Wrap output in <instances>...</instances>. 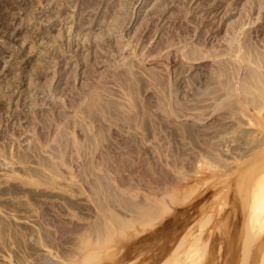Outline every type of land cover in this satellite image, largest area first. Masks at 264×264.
Masks as SVG:
<instances>
[{
	"label": "rangeland",
	"instance_id": "rangeland-1",
	"mask_svg": "<svg viewBox=\"0 0 264 264\" xmlns=\"http://www.w3.org/2000/svg\"><path fill=\"white\" fill-rule=\"evenodd\" d=\"M217 1H221V9L216 12H212V14H210L206 19H203L205 22L204 27H198L199 29H202V32L207 30L208 25L213 27L212 32H210V34H213L210 35V39L208 38V41L210 42L208 45L211 43H217V40L224 35L223 31H225L227 24L233 23L234 21H237L236 23L243 22V29L247 30L253 39H256L255 41L258 40V44H262L261 40L264 38V4L261 6L262 9H259L260 11L258 10V7L257 9H254V6L251 12L249 7L250 2L252 5L254 2L257 6L258 4L256 3H258L259 0H101L100 6L97 10H89L85 13L81 12L76 0H0V150H3V147L8 148V146H11L10 148L14 150L16 149L15 151L19 149L18 151L22 152L25 150L28 152V149L31 147L37 134H44V132L46 134L47 131L49 132L51 129L55 128L53 125L46 128L49 121L53 124L54 116H56L59 112H65L66 115L70 114L72 116L73 112L69 109V105L75 102L79 103L80 99L84 97V91L82 90L86 89L85 85L91 84L94 87L100 86L108 88L110 94L104 93L103 91L102 93L100 91L101 89H96V91L101 92L103 99L119 103L122 105L120 109L127 112L129 111V114L136 115L135 122L131 123L135 129H128L126 127L127 125L125 126L123 122L120 123V125H122L120 129H117V127L109 126V123L103 121L104 127H108V130H118L116 133L128 137L133 145L132 153L129 155H122V151H125L122 149L116 153V156H118H114L115 158H112L113 166H116L113 163L114 159H116L117 166L115 168L118 167L121 171L126 169L129 171L138 169V172L140 171L139 173L134 174L135 176H129L127 175V172L119 174V176L116 174L115 177H117L118 181L122 179L125 184L131 185L133 183L134 185L135 183H139L141 185L144 184L143 180H146L151 184L154 183L152 184V187H155L156 184L167 183L169 180H178V183L175 181L178 185L175 183L174 186H172L173 183L171 185L169 183H167L168 185L165 184L171 189L173 187L172 190L174 192L170 190V197H172V195L174 197L176 196L175 198L172 197L174 202L172 200L170 201L171 203L168 202L172 205H168L171 207L169 208L170 210H168L169 212L166 211L161 218L158 219V221L153 223L154 225L152 224L151 226L144 228L137 227L138 229H127L125 230L127 234L124 233L123 236L120 235V237L117 235L119 238H116L115 236L112 241L106 245V248L109 247L108 249L111 256H106L103 251L104 249H102L99 251V258L94 262L95 264H110L109 261L112 260L111 262H114L121 257L125 251L128 252V255L126 254L124 256L125 259H122V262H124L123 264H161L163 262L165 263L169 259L170 261L176 260L184 256V251H186L189 241L192 239L194 240L198 235L202 238L201 241L204 240V242L206 241L207 243V247L204 252L206 254L203 256V259H206H202L203 262L201 260L200 264H227V262H230L229 264H240V259H242V264L243 261L246 264L247 260L249 263L251 262L249 259L243 260V253H239V251L243 252L242 245L244 244L243 239L245 236L242 237V234H244L243 232H246V222L243 217L245 216L244 210L246 209L243 210V208H240L238 202L234 204L229 203V197L233 194L226 193L231 186H234L229 180H232V178L235 179V177H231V179L227 180V182L229 181L231 185H229V183L227 184V182H223L224 185L227 184L225 189L228 185L229 187L226 191H221L216 196L217 199H210L211 202L213 201V205H210L212 204L211 202H207L208 199H203L202 204H205L203 205V207H205L204 209L203 207H199L201 202L199 206H197L199 210H197L196 207L195 209L189 207L194 204V201L199 198V195L203 194L201 192L213 189L211 190L212 192L218 190L219 187V189L224 187L222 184H218L217 186H214L215 184H213V182H217L220 177H223L224 179V175L219 177V175L224 174V172L222 171L223 173H219L218 169L215 170L213 165L210 168V165L206 163L208 160L202 158V153L210 152L221 159H226L227 156H230L231 151L233 152V148L236 149L235 147H238L234 150L236 152L241 146H244L243 149L246 148L247 146L244 144L245 139L248 137L244 136L245 134L241 132V135L238 133V136L236 137L235 133L234 136L237 138H234L235 140L233 139L235 142H228L231 134L225 135L222 131H230V129L232 130V127H236V121L233 120V118L222 120L221 116H216L206 118V120L202 121L198 120L196 117L181 118L173 114H167L168 107L165 106V104L167 101L166 96H169L168 91L170 92V90L166 89V73H164L161 66L154 67L151 63H149L148 58L144 59V56L143 58L138 56L140 53L139 51H142L141 53H145L147 50L155 49L159 40L164 37L165 33L169 36L176 35L174 37L177 38L180 29L177 22L173 20L175 12H179L178 14L181 22H178V24H181L180 26L187 27L190 30L189 34L193 36L188 37L186 35V38H189V40L186 41L195 43V34L199 29L196 28L195 24L191 23H195V20H191L190 22V19L196 18V21L199 20L202 17L201 8H209ZM263 1L262 3H264ZM107 4H112L113 13L125 12L122 22L123 27H120L122 30L112 22L111 17L100 23V16L105 10ZM159 7L165 9L162 19H156V16L153 13L155 10L159 9ZM82 14L86 17L87 22L80 27L77 22L79 16ZM239 16H241V18ZM229 20L230 22H228ZM97 24H100L103 28L100 29ZM146 25L147 28H144ZM107 27H109L110 31H108ZM142 28H144V31L142 32L140 38L144 39L143 41L145 42L142 44H139L138 42L136 44L135 34L139 29L142 30ZM100 32H104L103 38L107 41L101 48L95 46L96 38L94 37ZM107 32L109 34H107ZM215 34H218V36L213 38ZM150 35L152 39L146 40V36ZM174 42L177 43V40ZM123 44L129 47L125 48ZM144 45L145 48L141 50ZM177 45L180 46L181 44ZM134 51L136 53L138 52V55ZM126 61H130L135 65L133 67V71L135 72V75L142 79L144 83L149 82L147 74L150 72L155 73L156 71L155 74L157 75L158 73V77H160L162 81L165 80L164 84L166 83V88L164 91L166 90L165 93L167 94H165L164 91L157 93V91L152 88L144 89L145 92L143 91V93H138L133 102L131 100L128 102L124 92L111 83L112 79L109 75L112 71H114L115 67ZM138 62L141 64H138ZM180 66V64H176L174 66V71H179L178 69H180ZM187 75H190V77L195 79V74L192 72V69H189L183 76L186 77ZM67 80L70 83L69 86L66 85ZM172 80L174 81L173 77ZM102 81L106 84H100ZM182 81H186V78L181 80V89L177 94L178 96H176L179 97L177 98L179 102H184L187 99L186 96H188V99L193 98L191 91H188L185 82L183 83ZM92 90L95 91V89ZM149 95L152 96L151 102L147 101V97ZM156 95L159 97V101L156 100V98H158ZM170 95L172 97V101L174 102L176 100L175 94L171 93ZM161 99L163 102L160 101ZM163 104L165 107H163ZM136 107L139 108L137 109ZM136 111L139 112V115ZM135 124H138L141 128H147L148 132L150 131V137L146 142H144L145 140L142 138L145 137L144 135H146L147 132L140 128L136 129ZM212 148L216 149V151L212 150ZM98 149L100 150V148ZM227 149L230 151V154ZM240 149H242V147ZM101 150L102 151L99 152L105 151L103 148H101ZM217 151L219 152V155ZM40 154L42 156H48L49 153L42 152ZM220 154H222V157ZM70 156V158L68 157L70 160H68L70 161L71 166L76 168V164H78L81 159H77L74 153ZM71 158L74 159L73 163L71 162ZM2 162H4L3 158H0V176L7 173V170L11 169L10 165L2 166ZM16 166L18 165L13 166L12 169ZM29 166L35 167L34 164ZM231 166L234 165L231 163L228 165L227 169L232 170L233 167ZM215 173L217 175H215ZM211 174L216 176V178L219 177V179H216L217 181L214 180L215 178H212ZM99 175H101V173H99ZM141 178L144 179L142 180ZM204 178L206 180H204ZM3 179L4 178L0 177V180ZM201 179L205 181V184H203V181L200 182ZM219 181V183L222 182V180ZM223 181H226V179ZM77 185H79V183ZM2 186L3 185L0 187ZM182 186H186L187 189H183ZM195 186L199 188H196ZM241 186L242 185H240V187ZM193 187L196 188V191ZM47 191L53 193L55 190ZM240 191H238V193ZM172 192H176V195ZM238 193H234L236 195V197L234 195V198L237 199ZM60 194L66 198L68 196L64 193ZM243 194V192L242 196L239 194L241 196V200L243 199V196L244 198H247L246 200H248V194ZM182 195H184V198H182ZM195 195L197 198H195ZM85 198L86 196L82 195L77 198H73L74 201L73 199L72 201L76 203L79 202L82 207L83 205L86 206L83 207L86 210H80L77 212L75 210L72 212L65 211L60 215V218L56 217L58 220L57 224H54V228L47 227L51 234H54L56 238H59L56 240V243L63 247L66 251L72 247L73 242L75 243V236L70 233H65L64 230L66 229L64 226H68L69 222H72L79 226H86L85 228H87L89 225L91 227L93 224L98 223L102 219V214L100 212H94L92 208L94 206L93 203H88L91 200L87 201L86 199L88 197L86 199ZM181 200L183 201L182 203L180 202ZM220 200H222V203ZM21 201L25 203L27 202V199L22 198ZM223 202H225V205ZM88 207L91 208V211L94 213L87 210ZM45 209L52 210L51 206L48 205ZM117 213L119 215L123 214L121 212ZM50 214L53 215L52 211H50ZM124 214L127 215L126 213ZM60 222L63 224H60ZM218 229L221 230H219V233H217ZM128 230L129 232H127ZM56 231L61 232L57 233ZM93 235L94 233L91 234V236ZM205 238H207V240ZM239 239L242 240L240 241ZM241 242H243V244ZM22 245L31 246L32 241H23ZM240 245L241 247H239ZM238 253L241 255L240 259ZM164 257L166 259H163ZM35 259L37 262L39 260V262H42L41 258L38 256H36ZM4 260H2V262H4ZM159 261H161V263H159Z\"/></svg>",
	"mask_w": 264,
	"mask_h": 264
},
{
	"label": "bare ground",
	"instance_id": "bare-ground-1",
	"mask_svg": "<svg viewBox=\"0 0 264 264\" xmlns=\"http://www.w3.org/2000/svg\"><path fill=\"white\" fill-rule=\"evenodd\" d=\"M76 1L82 13H85L89 10H97L101 3V0ZM262 1L263 0H259L258 3H256L258 4L257 6L254 4V2L253 5L250 2V6L248 4L250 11L254 8V6V9H257V7L258 10L262 9L261 6L264 4ZM220 2L221 1H217L213 6L206 9L201 8L202 17L197 21L196 18H191L190 22L191 20H195V23H191L195 24L197 29H199V26L204 27L205 22L203 19H206L210 14H212V12H216L217 10L221 9ZM112 8V4H107L105 10L100 16V23L111 17L112 22L116 26L119 28L123 27L122 22L125 12H122L121 10L122 13H113ZM164 10V8L159 7V9L153 12L156 16V19H162ZM178 13L179 12H175L173 15V20L177 22V25L180 29L177 38L174 37L176 35L169 36L167 33H165L164 37L159 40L155 49L147 50L145 53H141L142 51H139V55L137 54L138 52L136 53L134 51L139 57L141 56L143 58L144 56V59L148 58L149 63H151L154 67L161 66L164 73H166V76H164L165 78L167 77V88L165 87L166 83L164 84L165 80L162 81L160 77H158V73L157 75L155 74L156 71L155 73L150 72L147 74L149 82L147 81L148 83H144L142 79L135 75V72L133 71V67L135 65L130 61H126L114 68V71L109 74L110 78L112 79L111 83L124 92L128 102L130 100L133 102L134 99H136L135 96L138 93H143L144 89L152 88L156 90L157 93L163 92L165 88L170 90V92L168 91L169 96H166L167 101L165 100V106L168 107V113H166L170 115L173 114L181 118L196 117L198 120L202 121L206 120V118L221 116L222 120L233 118V120L236 121V125L234 124L236 126L235 128L232 127V130H225L222 131V133L225 135L231 134V136H229L230 140H228L229 143L235 142L234 138L238 136V133H244V136L248 137L245 139L244 144L247 147L243 149L244 146H241L242 149H240L241 147L237 145L240 148L237 150V152L234 150H236L238 147H235L236 149L233 148V152L231 151V154L227 149L230 156L228 157L226 155V159H221L210 152H203L204 154L202 153V158L208 160L206 163L210 165V168L213 165L214 169H218L219 173L222 171L224 172V174L219 175V177L224 175V179L223 177H220V179L219 177L216 178V176L211 174V177L215 178L214 180H222L221 183H219V180H216L218 183L213 180L215 182H213V184H215L214 186L222 184L224 187L221 189H219L220 187H217L218 190L212 192L211 190L213 189H210V191H204L205 193L201 192L203 194L199 195V198H197L195 195V198L197 199L194 201V204L189 207L195 209V207L197 208L201 202L199 207L202 208L203 205H205L202 204L203 199H208L207 202L210 203V199L216 198V196L221 191H226L229 185H234L226 191L227 194H233L230 195V197L228 195L230 198L229 203L234 204L238 202L240 208H243V210L246 209L244 210L245 216L243 217L245 218L246 222V232H243L244 234H242V237L245 236L243 239L244 244L241 242L243 244V252L239 251V253H243V260L249 259L251 264H264V38L261 40L262 44H258V40L255 41L256 39L254 40L250 33L243 29V22L236 23L237 21L233 20L234 22L231 21L233 23L227 24L225 31H223L224 35L219 40H217V43L215 44L211 43L208 45L210 43L208 38L211 34H213H210L213 29L211 25L207 26L208 28L206 31L202 32V29L198 30V32L195 34V43L187 42L186 40H189V38L186 37L193 36L189 34L190 30L187 27H183L180 26L181 24H178V22H181ZM239 17L241 18V16ZM86 22V17H84L83 14L80 15L77 22L79 23V26H83ZM228 22H230V20ZM97 26H99L100 29L103 28L100 26V24H97ZM107 28L108 31H110L109 27ZM144 28H147V25L144 26ZM144 28H142V30L139 29L140 31L138 30L135 34L136 44L138 42L139 44L145 42L143 41L144 39L140 38ZM107 34L109 33L107 32ZM214 36L213 38H216L218 34H215ZM94 37L96 38L95 46L99 48H101L103 44L107 42L103 38L104 32H100ZM145 39H152L151 35L146 36ZM175 40H177V43L174 42ZM177 44L181 45L178 46ZM145 45L141 50L145 48ZM124 46L125 48L129 47L127 45ZM135 53L134 55L136 56ZM138 64L141 63L138 62ZM176 64L181 65L180 69H178L179 71H174V66ZM189 69H192V72H194L195 79L190 77V75H187L186 77L183 76ZM172 77L174 78V81L172 80ZM183 77L186 78V81L182 82H185L186 87L188 88V91H191L193 98L188 99V96H186L187 99L184 102H179L177 99L179 97L176 96H178L177 94L180 92L181 80H184ZM100 84L106 83L102 81ZM66 85H70L68 80ZM85 88L86 89L82 90L84 91V97L80 99L79 103L75 102L69 105V109H71L73 112L72 116L70 114V116L66 115L65 112H59L56 116H54L53 124H51L49 121L46 128L51 125H53L55 128L51 129L49 132L47 131L46 134L45 132L44 134H37L32 142L31 147H29L28 152L25 150L22 152L18 151L19 149L15 151L16 149H11V146H8V148L3 147V150H0V158H3L4 161L2 162V166L10 165L11 168H9L10 170H7V173H4L0 176L4 178L3 180H0V186L3 185L0 187V259H5L4 262L6 261L4 263L2 260H0V264H95L94 262L99 258L100 250L104 249L103 251L105 252L106 256L110 255V251L108 249L109 247L106 248V245L109 244L115 236L117 238L118 236L120 237V235L123 236L124 233L127 234L125 231L127 229L149 227L154 222L158 221V219L161 218V216L166 211L170 210L169 208H171L169 207L171 205L170 201L172 200V197L175 198L176 196L174 197L172 195V197H170L169 193L173 191V187L171 189L165 184L169 183L171 185L173 183L172 186H174L178 183V180H175L177 183L174 180H169L167 183L156 184L155 187H152V184L154 183L151 184L150 182L143 180L144 178H141L144 181V184L140 185L139 183H135V186L133 183L131 185L125 184L120 178L118 181L117 177H115L116 174L119 176V174L126 172L127 175L132 176L136 173H139L140 171L138 172V169L130 171L126 169L121 171L118 169V167L115 168L117 166L116 159L113 161L116 166H113L112 158H115L114 156H116V153L122 149L125 150H121L122 155H129L132 153L133 145L128 137H125L122 134L120 135L119 133L117 134L116 131L118 130H108V127H104L103 121L109 123V126L117 127V129H120L122 126L120 125L121 122H123L125 126L127 125L126 127L128 129H135L131 123L135 122L136 115L129 114V111L127 112L120 109L122 105L119 103L103 99L101 92L103 91L104 93L110 94L108 88L100 86L94 87L91 84H86ZM92 89H95V91ZM96 89H101V92H97ZM171 93L175 94L176 100L174 102L172 101V97L170 95ZM156 97L158 96L156 95ZM158 99L159 97L156 98V100ZM147 101L151 102L152 96L149 95L147 97ZM160 101L163 102L162 99ZM165 106L163 104V107ZM136 112L139 115V112ZM135 127L136 129L140 128L147 132L146 135H144L145 137L142 138L145 140L144 142H146L150 137V131L148 132L147 128L139 127L138 124H135ZM235 133L236 137L234 136ZM98 148H100V150ZM101 148H103L105 151L99 152L102 151ZM212 150L216 151V149L213 148ZM42 152H48L49 154L48 156H42L40 154ZM72 153H74L77 159H81V161L76 164V168L71 166L69 161V158L71 157L70 155ZM221 155L222 154H220V156ZM71 162L73 163L74 159H72ZM231 163L234 165L231 166L233 169L228 170L227 167ZM31 164H34L35 167H30L29 165ZM15 165L18 166L12 169V167ZM99 173H101V175H99ZM215 175L217 174L215 173ZM231 177H235V179L232 178L234 184L232 180H229L231 181V184L229 181L227 182V180L231 179ZM141 179L139 180L142 181ZM225 179L226 181H223ZM204 180L206 179L204 178ZM204 180L201 179L200 182L203 181V184H205ZM223 182H227V184L229 183L226 189L225 186L227 184L224 185ZM78 183L79 185H77ZM240 185L242 186L240 187ZM197 186L195 187L199 188ZM196 188H194L195 191ZM183 189H187L186 186H184ZM47 190H55L56 192L54 191L52 193L48 192ZM238 191L241 193H238ZM242 192L244 194H248V200H246L247 198H244V196L241 200ZM60 193L67 194V198L62 196ZM234 193H238L237 196L239 199L238 197L237 199L234 198ZM82 195H85L86 198L88 197L87 199L85 198L87 201L91 200L88 203H93L94 206L92 208L94 212H100L102 214V219L98 223L93 224L91 227L89 225L87 228H85L86 226H79L72 222H69L68 226H64L66 229L64 230L65 233H70L75 236V243L73 242L72 247L66 251L63 247L56 243V240L59 238H56L54 234H51L47 227L54 228V224H57L58 220L56 217L60 218V215L65 211L72 212L75 210L77 212L80 210H86L83 208L86 207L83 204L82 207L79 202V204L73 202V198H77L78 196ZM184 195H182V198H184ZM22 198H26L27 202L23 203L21 201ZM222 200H220L221 203ZM172 201L174 202V199ZM180 202L182 203L183 201L181 200ZM211 203L212 204L210 205H213V201ZM223 204L225 205V202H223ZM47 205L51 206L52 210H46L45 208ZM88 208L87 210L91 211V208ZM204 208L205 207H203V209ZM197 210L199 209L197 208ZM50 211H52L53 215L50 214ZM117 212H121L123 214L119 215ZM61 222L60 224H63ZM219 230L220 229H218L217 233H219ZM127 232H129V230ZM92 233H94L93 236H91ZM201 239L202 238H200L198 235L194 240L192 239L193 241L190 240L189 243L187 242L189 245H186L187 249L184 251V256L179 259L174 257L177 261L172 260V258V261L169 259L165 263H161V261H159V263L200 264L203 256L206 254L204 252L205 248L207 247L206 241H201ZM205 239L207 240V238ZM28 240L32 241L31 246L22 245L23 241L26 242ZM239 247H241V245ZM127 253L128 252L125 251V253L119 258L117 255L118 259L114 262H111V260L109 263L123 264L124 262H122V259ZM36 256L40 257L42 262H39L40 260L37 262L35 259ZM239 256L240 259L241 255ZM163 259L166 258L164 257ZM240 260L242 261V259ZM241 261H239L240 264H242ZM246 262L249 263L248 260ZM229 263L230 262H227V264ZM243 264H245L244 261Z\"/></svg>",
	"mask_w": 264,
	"mask_h": 264
}]
</instances>
